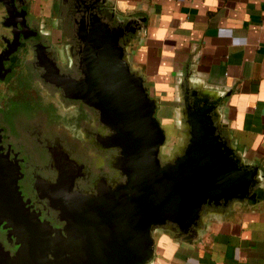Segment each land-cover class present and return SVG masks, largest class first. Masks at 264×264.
Masks as SVG:
<instances>
[{"label":"water","instance_id":"1","mask_svg":"<svg viewBox=\"0 0 264 264\" xmlns=\"http://www.w3.org/2000/svg\"><path fill=\"white\" fill-rule=\"evenodd\" d=\"M94 10L82 21L83 75L58 84L99 111L126 179L95 194L71 193L62 180L55 198L65 225L54 229L26 206L19 166L0 147V225L19 244L14 255L0 245V264H155V233L167 225L195 238L209 208L235 201L258 208L264 200L260 169L241 160L219 126L221 99L194 93L184 110L187 143L162 162L167 134L159 100L129 60L132 22L111 23Z\"/></svg>","mask_w":264,"mask_h":264},{"label":"crops","instance_id":"2","mask_svg":"<svg viewBox=\"0 0 264 264\" xmlns=\"http://www.w3.org/2000/svg\"><path fill=\"white\" fill-rule=\"evenodd\" d=\"M69 1L26 0L51 27ZM101 2L116 23L132 22L129 60L159 100L157 114L175 121L184 94L221 99L219 126L264 187V0ZM196 232L157 231L155 264H264V200L209 208Z\"/></svg>","mask_w":264,"mask_h":264},{"label":"flooded vegetation","instance_id":"3","mask_svg":"<svg viewBox=\"0 0 264 264\" xmlns=\"http://www.w3.org/2000/svg\"><path fill=\"white\" fill-rule=\"evenodd\" d=\"M29 8L26 0H0V147L19 166L18 183L26 206L54 229H63L55 198L62 180L71 193L95 194L103 185L126 179L115 166L119 151L105 142L112 130L101 122L99 111L67 97L58 84L62 77L83 75V17L88 20L96 8L106 21H115L101 0L69 1L65 11L55 12L52 27ZM131 34L130 27L125 39ZM191 102L189 94L179 101L175 123L181 136L164 153L166 162L187 143L184 110ZM62 112L78 126L80 137L67 127L62 134ZM165 228L185 237L172 225ZM0 245L11 255L19 248L4 224L0 225Z\"/></svg>","mask_w":264,"mask_h":264},{"label":"rangeland","instance_id":"4","mask_svg":"<svg viewBox=\"0 0 264 264\" xmlns=\"http://www.w3.org/2000/svg\"><path fill=\"white\" fill-rule=\"evenodd\" d=\"M40 92V90H39ZM37 97H39V94L37 95ZM3 99H0V103L2 104ZM61 111V110H58ZM62 120H60L59 124L61 125V129H62V134H64L66 132L65 127H67V129L76 134L77 136H81V133L78 131V126L75 125V122H73V120L71 118H69L66 112H62ZM66 115V116H65ZM158 118L161 121V124L163 126V128L166 131L167 134V142L166 144L162 147L161 149V160L162 162H166L164 160V153H167V151L170 149L171 143L173 141H176L179 139V137L181 136L179 133V128L176 127L175 121L171 120L170 122H167L166 120L163 119V117H161V115L157 114ZM34 129L32 126L30 127V130L34 132Z\"/></svg>","mask_w":264,"mask_h":264}]
</instances>
